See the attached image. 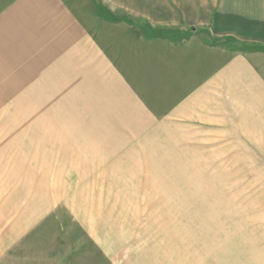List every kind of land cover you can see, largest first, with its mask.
<instances>
[{
  "label": "rangeland",
  "instance_id": "rangeland-1",
  "mask_svg": "<svg viewBox=\"0 0 264 264\" xmlns=\"http://www.w3.org/2000/svg\"><path fill=\"white\" fill-rule=\"evenodd\" d=\"M45 20L0 0V264H264V131L157 127L107 55L51 71Z\"/></svg>",
  "mask_w": 264,
  "mask_h": 264
},
{
  "label": "crops",
  "instance_id": "crops-1",
  "mask_svg": "<svg viewBox=\"0 0 264 264\" xmlns=\"http://www.w3.org/2000/svg\"><path fill=\"white\" fill-rule=\"evenodd\" d=\"M34 1L66 41L50 44L63 50L51 71L54 62L82 64L78 41L85 55L108 56L124 92L157 127L264 131V0H99L100 16H78L65 0ZM90 68L79 76L70 69L68 80L95 87Z\"/></svg>",
  "mask_w": 264,
  "mask_h": 264
}]
</instances>
